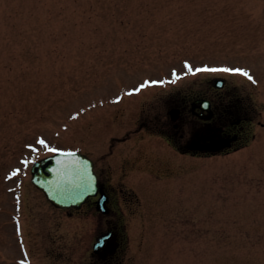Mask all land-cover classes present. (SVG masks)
I'll return each mask as SVG.
<instances>
[{"label": "rangeland", "instance_id": "1", "mask_svg": "<svg viewBox=\"0 0 264 264\" xmlns=\"http://www.w3.org/2000/svg\"><path fill=\"white\" fill-rule=\"evenodd\" d=\"M82 1L0 0V264H90L105 216L56 208L31 182L57 151L103 175L121 264H264V0H100L68 22L39 10ZM34 8L41 44H8ZM216 77L256 122L234 150L181 154L167 108L213 98Z\"/></svg>", "mask_w": 264, "mask_h": 264}, {"label": "flooded vegetation", "instance_id": "2", "mask_svg": "<svg viewBox=\"0 0 264 264\" xmlns=\"http://www.w3.org/2000/svg\"><path fill=\"white\" fill-rule=\"evenodd\" d=\"M217 80H219L220 87H217ZM211 90H213V98L209 95H197L182 97L179 100L175 99L174 103L167 108L169 119L164 124L167 127L166 135L163 138L167 143L174 147L178 152L185 155L193 156H210L214 154L229 152L237 148L236 144L239 142L243 133L246 132V126L256 122V119L246 115L247 113L238 112L241 105V100L236 97L231 88L227 85L226 79L223 77H216L213 79ZM232 97V98H231ZM234 104L236 112L226 109V104ZM243 105H241L242 107ZM243 108H245L243 106ZM247 108V107H246ZM233 115L230 119L227 114ZM227 120V121H226ZM257 123H260L257 121ZM199 125V126H197ZM205 128V129H204ZM205 130V135L198 137L197 131ZM193 137H197L194 139ZM224 139V147L219 151L201 150L191 148L192 144L206 145L213 140ZM95 165V172L98 177L99 193L96 196L90 197L87 202L89 209L97 210L98 200L102 197L105 201L106 213H100L105 216L102 226H106V230L101 232L92 244V255L89 261L90 264H121L120 244L117 242L119 236L118 227H121V232L125 229V220L120 219L119 216L111 215L109 207L112 192L107 188L103 175L98 172ZM101 191L103 193L101 194ZM123 192V189H121ZM90 202V203H89ZM83 205V206H84ZM67 210V209H66ZM76 210L75 208L68 209ZM114 211V210H113ZM109 234L108 239L99 245L96 249L93 245L97 242L98 237L103 234ZM123 241V239H122ZM122 244V242H121Z\"/></svg>", "mask_w": 264, "mask_h": 264}, {"label": "water", "instance_id": "3", "mask_svg": "<svg viewBox=\"0 0 264 264\" xmlns=\"http://www.w3.org/2000/svg\"><path fill=\"white\" fill-rule=\"evenodd\" d=\"M224 142V139H218L206 145L192 144L191 148L217 152L224 147ZM31 174L32 183L58 208H79L90 196L98 193L93 162L79 152H59L35 162ZM103 205L104 200L101 198L98 201V210L106 213ZM107 239L108 235L99 237L94 248Z\"/></svg>", "mask_w": 264, "mask_h": 264}, {"label": "trees", "instance_id": "4", "mask_svg": "<svg viewBox=\"0 0 264 264\" xmlns=\"http://www.w3.org/2000/svg\"><path fill=\"white\" fill-rule=\"evenodd\" d=\"M99 1L100 0H89V1L87 0L86 2L82 1L81 3L79 2L76 3V5L73 7L63 6L60 7L58 10H52L50 9L51 7L47 5L46 7H42L39 10H43L42 11L43 13L45 11V13L49 16H51L52 14L56 15L57 18L68 22V19L73 21L75 19L81 20L82 18L86 19V17H90V14L93 11L97 12ZM28 12L30 14L29 19L24 20L23 21L24 23L23 22H21V24L13 23L11 24L10 29L9 27L5 29V30H9L6 32V35L3 32L6 41H8L7 43L16 46V48L23 47L24 44L28 42L30 43L32 42L31 44L32 47L35 45L38 46L42 42L40 39H36L37 36L41 38V36H39L38 33H41L42 31L45 30V27L47 28L49 26L43 23L41 20H39L40 13L38 11V8L30 9ZM63 24H68V23L63 22ZM50 31H51V27H50ZM52 32L53 30L51 31V33Z\"/></svg>", "mask_w": 264, "mask_h": 264}]
</instances>
